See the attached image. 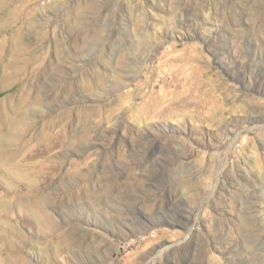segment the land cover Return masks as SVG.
I'll return each mask as SVG.
<instances>
[{"label": "rangeland", "instance_id": "obj_1", "mask_svg": "<svg viewBox=\"0 0 264 264\" xmlns=\"http://www.w3.org/2000/svg\"><path fill=\"white\" fill-rule=\"evenodd\" d=\"M30 1L29 24L0 27L26 48L0 150L60 142L29 162L33 190L0 173L1 246L24 264H264V0Z\"/></svg>", "mask_w": 264, "mask_h": 264}, {"label": "bare ground", "instance_id": "obj_2", "mask_svg": "<svg viewBox=\"0 0 264 264\" xmlns=\"http://www.w3.org/2000/svg\"><path fill=\"white\" fill-rule=\"evenodd\" d=\"M19 1H20V4L18 6H11L8 0H0V27H3L7 24H11L15 19H21L25 22V24L27 23L29 24V17H30V14H32V11L25 10V9L31 5V1L30 0H19ZM5 10L7 13L4 14L3 12ZM26 26H27V29H29V25H26ZM21 31L23 30H18L9 39H3V38L0 39V58H1L0 93L4 90L10 89L16 82H18L21 79L20 76L22 75V73L26 71L25 66L17 67V66L12 65V62L19 60L20 57L22 56L23 51L26 50L24 46V41L22 39ZM36 57H39V56H36ZM5 58H8L7 62H5L4 60ZM39 61L40 60H38L37 61L38 63L31 69L29 73L30 76H32L36 71L42 70L40 73H43L44 74L43 76H46L47 80H52L54 78L53 70H49L48 68H47L48 70L44 69L45 64L43 63V61H40V62ZM29 82H30V79H29ZM29 82L22 84L21 86L22 92L25 91L26 88L29 86ZM12 99H13L12 95L0 97V122H5L6 124H9L8 126H10L11 131H12L11 136H13V139H14L16 137V130H14V127L15 125L19 123V121L20 122L22 121L24 115H19L18 118H16L17 114L13 113L15 110L13 111V109L10 108V104L8 105V103H10ZM11 113H13V115ZM58 141L60 142V140H56L55 142H53L54 144L52 143V146L50 142V145L48 144L47 148L36 151L35 153L34 152L28 153L26 156H22L23 158L19 160L18 159L15 160V157H18L19 149L12 148V149H6L3 151L0 150V173L2 174L1 177L5 178L9 183H11V181L15 179L20 180L19 181L20 186L22 185V182H23V184L28 186L30 190H33V187L36 186V180L32 179L30 175L39 176V174H42L43 171H45L44 170L45 168H43L42 163L40 161L32 162L31 164L29 162L32 161V159L35 157L48 153L53 147L57 145V143H59ZM1 244L3 243H0V247H1L0 248V264H10V263L24 264V262L21 263L22 262L21 258L17 257L16 254L14 255L12 252L8 251V246H3V245L1 246Z\"/></svg>", "mask_w": 264, "mask_h": 264}]
</instances>
